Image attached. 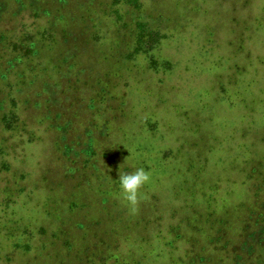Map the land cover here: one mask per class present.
I'll use <instances>...</instances> for the list:
<instances>
[{"label": "rangeland", "instance_id": "1", "mask_svg": "<svg viewBox=\"0 0 264 264\" xmlns=\"http://www.w3.org/2000/svg\"><path fill=\"white\" fill-rule=\"evenodd\" d=\"M163 2L150 5L153 8L148 0L138 4L151 12L165 9ZM199 5L201 10H187L190 18L182 21L180 30L154 35L156 41L140 47L123 66L132 70L142 66L146 73L140 86L156 77L171 85L181 79L195 85L200 81L214 90L207 109H199L196 100L184 102L190 108L186 120L200 121L202 126L192 135L185 131L181 153L174 146L163 157L170 135L163 145H159V135L183 117V109L170 110L160 103V110L153 113L158 128L148 129L149 121L136 133L126 118L120 126L127 125L131 135L116 137L117 128L109 125L111 136H106L107 120L123 114L117 107L120 102L126 114H138L132 110L133 101L146 102L130 76L108 91L117 78L114 59L134 48L133 42L115 45L111 38L129 37L126 21L130 15L121 0H0V118L14 112L23 126L11 130L1 118L0 264H60L62 260L65 264H99L100 260L109 264L118 256L125 264H182L177 260L180 255L197 262L201 254L209 257L208 264H219L220 255H232L236 264H264V225L259 222L262 216L256 215L264 214V189L260 190L264 182L260 181L264 176V0H205ZM190 7L194 4L189 3ZM142 10L134 8L130 14L140 15ZM194 17L200 19L197 26ZM167 24L149 22L152 28ZM202 33L209 39L200 51L196 46ZM109 38L115 58L109 56ZM176 45H182L180 52ZM98 52L109 56L102 65ZM150 57L159 60V70L150 71ZM193 65H198L195 73L188 76ZM101 66L100 73L105 71V75H100V82L83 86L86 79L95 82ZM181 66L188 77L171 75ZM162 93L168 96L163 88ZM168 97L170 102L178 101L174 94ZM153 101H159L158 94L150 97L151 106ZM179 134L175 130L173 137ZM137 168L150 177L139 189L137 204L130 205L121 193L97 210L102 191L117 187L119 173ZM198 168L203 170L199 174ZM45 173L53 188L50 195L63 198L56 204L49 202L44 189L35 187ZM246 174L252 181L241 189ZM88 182V188L76 196L90 208L71 204L79 210L70 215L69 187L77 190ZM93 187L102 195L89 190ZM244 202H252L251 214L241 231ZM55 228H62L61 237L58 234L62 241L71 240L66 255L60 253L57 238L51 237ZM80 230L84 239L104 247L90 244L86 253L91 256L79 253ZM71 250L76 256L69 255ZM35 253L42 255L36 258ZM109 254L113 257L105 259ZM87 257L92 260L84 263ZM227 261L232 264L230 258Z\"/></svg>", "mask_w": 264, "mask_h": 264}, {"label": "trees", "instance_id": "2", "mask_svg": "<svg viewBox=\"0 0 264 264\" xmlns=\"http://www.w3.org/2000/svg\"><path fill=\"white\" fill-rule=\"evenodd\" d=\"M139 2H140V0H121V4H123L124 6H127V8H126V10L124 12L127 11L126 15H128V14L130 15V20L126 19L127 20L126 22H128V24H127L128 27L126 29H127L128 34H129V37L128 36L122 37V38H120V40H119V38H116L115 41L113 40V37H111V38H112V41L115 43V45H117V44L120 45V43L123 42V41L126 42V43L133 42L134 43V48H132V51L129 50L126 54H124V57H120V58L114 59V64H115L114 68L115 69H113V75L117 76V78H115V79H113L111 81L110 84H112V85H111V88L108 89V91L113 92L112 89H114L115 87L119 86L120 81L122 80V78L124 76L127 79L130 76L131 78H129V79L131 80V82L134 81L136 90L138 91V93H142L141 97L143 99H146V102H143V101L141 102V100H139V99L136 100V101H133V103L131 105L132 106V110H136L138 112V114H136V113H127L126 114L124 112V105H123L122 102H120L117 107H118V109H120L122 111L123 114H121L119 116L114 115L110 119L107 120V122H108L107 129L109 130V132H106V136H111V130L109 129V125H110V128H111V125H113L114 127L117 128L116 137L117 136H121L122 139H126L129 135H131L130 134L131 132L128 130L127 125L124 126L123 129L120 126V122L124 121L126 118H130L131 123L134 126V130H135L136 133L138 131H140V130H143L144 127H145V124H148L149 121H152V124H150L149 127H147V128L154 130V127H156V125H155L156 122H154L155 114L153 116V113L160 110V108H161V106L159 105L160 103L163 106L164 105L167 106L170 110L175 108L176 110L178 109V110L181 111V109H183L180 112L181 113L180 116L183 115V117H178V122L177 123H172L169 126H167L163 130L164 133H160V135H159L160 136V140H161L159 145H163L164 143H166L165 136L166 135H170V139L168 141V147H163L164 151H163V155L162 156L164 157L169 152H171L172 149H174V146L177 149V153H181L182 152V147L185 146V141H186L185 137L187 136V135H185V131H189L190 135H192V134L198 132L200 130L201 126H202V123L200 121H198V122H194V121L193 122H188L186 120L187 118L190 117L189 111H187V109L190 110V108L187 107L184 102H191V101L196 100V102L198 103L199 109H201V110L207 109V108L210 107L209 106L210 105L209 104L210 97L213 96L212 93H213L214 90L212 89V86H208V85H205V84H201L200 85V81L198 82L197 85H195L193 82L187 81L185 79H181V81H179L180 79H177L179 81V84L176 83V85H171L170 81H168V80L162 81L160 79H156V77H154L152 80H151V78H147V80H148L147 83L145 85H143V86H140L138 84V82L142 78H145L142 74L146 73L143 70L142 66H140L139 68H137L135 70H132L133 68H129L128 66H126L125 68L123 66L125 64V60H127L128 58H133V56L139 51L140 47H142L143 45L147 44L148 42H152L151 39L155 40L156 38H154V35H155V37H158V36L163 35L166 30H169V32H174V31L180 30L181 26H183L182 21L187 20L188 18H190V16L187 15V13H189V11H187V10H191V11L201 10L202 8L200 7L199 2H205V0H166V3L163 2L162 0H148L149 8L155 7V6H151L150 7V5H155V4H158V3L160 4V2H163L164 6H165V9L161 7L160 11L158 10V8L151 9L152 10L151 12H150L149 8H148V11H146L144 9L143 4H138ZM189 3L190 4L191 3L194 4V7L193 8L190 7V8L187 9V6H188ZM241 3L247 4V5L248 4L252 5V3L250 1H243ZM133 7L135 9H139L141 7V8H143V10H142L143 12L140 15L139 14H136V15L130 14V13H134V8ZM203 11L206 12L207 11L206 8L203 9ZM171 13H174V14L171 15ZM119 15H122V11H120V9H119ZM189 15H191V14L189 13ZM118 18H121V16L118 17ZM194 20H195V23H196V26H197V23H198V21L200 19H197V18L194 17ZM155 21H160L161 23H167L168 22V24L165 27L158 26L157 28H154V27L152 28L149 25V22H155ZM179 32H178V34H179ZM202 34L203 35L200 38L201 40L199 39L200 44H199V46H196V47H199L200 51L204 48V46L207 45L206 43H208V39H209V37L207 38V36H205V33H202ZM119 36H121V35L119 34ZM179 37H181V36H179ZM111 38H109L107 40L108 43H109ZM123 38H126V40L123 39ZM209 41H212V39L209 40ZM109 45H110L109 46L110 49L112 50V52L110 53L109 56L115 58V53H114V50H113L114 48H113V46L110 43H109ZM181 47H182V45H180V46L176 45L177 52H180ZM102 49H103V47H101V50ZM49 50H50V48L47 49L46 52H49ZM232 52H235V51L232 50ZM151 54L154 56V53H151ZM109 56L104 57L101 54V52H100V54L98 52V58L97 59H99L100 65L104 64V62L108 60ZM157 58H158V56H157ZM219 58L220 57H218L217 59H219ZM150 60H151V64H149L151 66L150 71L152 69L153 70H155V69L159 70V68H158L160 66V64L158 62L159 60L156 59V58H151ZM214 62L216 63L217 60H214ZM232 62L233 61H231L230 66H233L235 64L234 62H233L234 64ZM182 63H184V62H182ZM183 66H188V65H183ZM183 66L178 67L177 69H175L174 73H172L171 75H180L181 77L183 76L184 78L188 77V76H192L195 73V68L198 65L191 66V70H190L188 76L185 75L184 72L181 70V68ZM102 70H103V66H101V68L99 69V72L96 75L97 78H96L95 82H93L94 81L93 78H91V80L86 79V80H84V82H82V85L83 86L87 85V86L93 87L94 84H98L100 82V79H101L100 75L101 74L105 75V71L100 73V71H102ZM254 71H256V70L254 69ZM1 75L4 77L6 74L2 73ZM151 75H153V73H151ZM124 83H126V82H124ZM192 85H194V88H191ZM249 85H251V83H249ZM214 87L216 88V84H214ZM162 88H163V92L166 95L172 96L174 94V98L176 99V101L177 100L178 101L174 102V103L170 102L171 99L168 96H165L162 93ZM123 90L125 91L124 93L129 95L128 90L125 88L124 85H123ZM197 90H201V92L199 94H195ZM154 93L159 95V101H156V102L153 101V106H151L149 104V101H150V97ZM189 94H191V96ZM110 95H113V93H111ZM131 97L135 98L134 95L131 96ZM135 99H137V98H135ZM181 101H183L184 104H182ZM225 104H227V100L225 101ZM139 112H141L140 115H139ZM8 113H10L9 116L4 115L3 118L1 117L2 121L4 122V127L10 128L11 130H14L15 127L18 128V129H21L23 126H22V123H19L20 122L19 116L17 114H16V116H14L13 115L14 112H11V111H9ZM1 118H0V122H1ZM6 119H8V121ZM189 123H191L190 126H188ZM192 124H193V128H192ZM156 128H158V127H156ZM180 129H184V130L180 131ZM175 130L180 133L179 135L176 136V138L173 137V133H174ZM155 134H156V131H155ZM177 142H178V144H176ZM195 142L196 141L187 142V144L195 143ZM136 147H138V146H134V150H135ZM242 147L244 148L243 145L241 146V149H242ZM244 149L246 150V148H244ZM207 150L209 152V145H207ZM109 152L112 153L113 151L110 149ZM189 155H193V153H189ZM205 159H207V158H205ZM200 171H203V170L198 168L197 174H199ZM246 172L248 173V171H246ZM127 173H132V170H128ZM47 178H48V176L46 175V173H45V175L40 176V178L38 180L39 181V185L35 186V187L37 189H39V188L44 189L46 194L49 197V202L52 203V204H54V203L56 204L57 201H60L63 198H53L52 195H50L51 194L50 192H51V190L53 188L48 186V185H52V184L47 181ZM85 180H87V178H85ZM250 181H252V180L250 178H248L247 174H246L245 178H243L241 180V189L242 188H246L247 187L246 185H248V183ZM255 181L258 182V180H254L253 182H255ZM260 181H264V176L261 175V180ZM106 182L108 184L110 183L109 180H107ZM251 184L252 183H250V186H251ZM88 186H89V182L87 183L86 187H82V188L77 189V190L69 187L68 194H67L68 197L67 198L70 199L71 203L69 204L67 210H68V213L70 215H72V213L75 212L76 210H79V209H82V208H90L88 203L80 202V200H78L77 196H76V193L78 191L83 190V189H87ZM263 186H264V182H263ZM263 186L260 187L261 191H263V189H264ZM110 189L111 190L104 189L102 191V193H104V195L101 198V203L97 207V210L99 208H102V207L106 206L107 204H109L111 199L117 198V196L121 195V190L119 188V183H118L117 187L113 186V188H110ZM58 190H59V188L57 187L56 195H57V191ZM89 190H92L98 196L102 195V193H100V195H99L98 194L99 193L98 190L96 188H94V187L89 189ZM244 190H242V192ZM105 195H108V196H105ZM251 196L255 197V195H253V193H252ZM251 203L252 202H250V203L244 202V204H242V205H244V208H243V215L241 216V231H242L243 227L248 225L247 224V218H248L249 214H251V212H249V210H248V206ZM43 204L45 206L47 205L46 202H43ZM71 204H73L75 206L79 205L80 208L76 209L75 206H71ZM90 204H91V202H90ZM256 215H258V216L261 215L262 216V218L259 220V222H260V224L264 225V214L262 213V211H260L259 214H256ZM60 220H62V219H60ZM55 229L56 230H55L54 234L53 233L51 234V237L57 238V241L55 243H56V245L60 246V248H61L60 253H63V254L65 253V255H66L67 250L72 245L71 240L67 239V240L62 241V238H60L61 237L60 233H62V228H55ZM58 234H59L60 237L58 236ZM89 235L90 234H88L87 236H89ZM91 235H92V237L97 238L96 241H98V236H96L94 233H92ZM78 237H79V239H83L82 242H81V245H80V249H79V251H82V252H79L81 254H86L88 256H91L93 254V253L92 254H87L86 253V249H87L88 245H90V244L92 245V247H95V248H96V246L97 247L101 246L102 248L104 247L103 243H101V242L98 245L95 246L94 244H92L93 242H95L94 240L93 241L90 240V239L88 240V238L84 239V237H86V236H84L82 230H80V232L78 234ZM42 244H44V243H42ZM110 247L113 248L112 245L111 246H107V248H110ZM117 247H118V245H117ZM43 248L46 250L45 244L43 245L42 249ZM208 251H211V250L208 249ZM213 253H217V252H213ZM76 254H77V252H75V251L73 252V254H72V250L69 251V255H71V257L74 256V255L76 256ZM40 255H42V253H37V254L35 253L36 258H38V256H40ZM97 255H99L98 252H97ZM214 255H220V254H214ZM220 256H221V259L218 260L219 264H230L229 261H227L228 258L231 259L232 264H236V262L234 260V257L232 255L231 256L227 255L226 258L222 257V255H220ZM110 257H113V256H110V254L109 255H104L105 259L110 258ZM208 258L209 257H205V255L201 254V255L198 256L197 262H196V259L193 261V258H192V262H191L190 258H187V256L185 257L184 255H180L177 258V260L182 262V264H192V263L193 264H198V262L199 263L203 262V264H208L211 261ZM113 259L114 260L112 262H110L109 264H113L115 261L118 264H125L124 263V259L121 256H118L117 258L113 257ZM91 260H92L91 257H87V259L84 261V263H88ZM205 260H209V261L204 262ZM65 263H66V260H62L60 262V264H65ZM100 263L106 264V263H104V260H100L99 264Z\"/></svg>", "mask_w": 264, "mask_h": 264}, {"label": "clouds", "instance_id": "3", "mask_svg": "<svg viewBox=\"0 0 264 264\" xmlns=\"http://www.w3.org/2000/svg\"><path fill=\"white\" fill-rule=\"evenodd\" d=\"M149 174L143 168L132 173H119L118 183L123 198L133 207L138 202L139 189L149 181Z\"/></svg>", "mask_w": 264, "mask_h": 264}]
</instances>
